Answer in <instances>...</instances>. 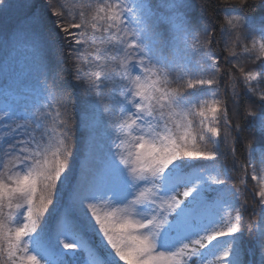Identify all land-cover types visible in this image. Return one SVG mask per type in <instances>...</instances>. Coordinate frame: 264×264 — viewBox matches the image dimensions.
<instances>
[{
	"label": "snow or ice",
	"instance_id": "6c2138e0",
	"mask_svg": "<svg viewBox=\"0 0 264 264\" xmlns=\"http://www.w3.org/2000/svg\"><path fill=\"white\" fill-rule=\"evenodd\" d=\"M252 3L217 0L229 48L242 46L224 62L249 64L234 79L262 106L245 111L254 141L230 118L240 91L231 109L215 99L213 17H194L208 0H23V21L0 32V264H248L236 183L248 178L264 254V16ZM21 53L29 67L12 75Z\"/></svg>",
	"mask_w": 264,
	"mask_h": 264
},
{
	"label": "trees",
	"instance_id": "16d2710c",
	"mask_svg": "<svg viewBox=\"0 0 264 264\" xmlns=\"http://www.w3.org/2000/svg\"><path fill=\"white\" fill-rule=\"evenodd\" d=\"M198 2V0H197ZM11 6L8 10L2 14H0V32H12L17 26L23 21L25 16L28 14V9L23 6V0H10ZM38 6L43 7L46 3V0H36ZM247 14L254 18H259L264 16V5H262L261 0H253L252 5L245 9ZM228 13L224 12L221 8L217 6V0H208V12L203 13L199 9L194 12V17L200 22V24L207 22V17H213V23L215 27L214 33V42L212 44L213 50L216 52L219 57V68H220V91L223 96V101L228 103L229 109H231V95L233 92V88L240 91V98L242 101V106L238 108V110L234 113H231L230 118L234 122H238L241 125L245 126V137L248 140H253L254 137L250 136L247 130V118L245 116L246 109L250 108L251 111L259 112L262 107L259 103H254L256 101V96H252L242 90L243 85L236 81L235 76L239 75V68L243 67L245 71L249 70V64L244 63L243 61L238 62L239 67H233L231 63H225L224 58L226 56H230L233 51L240 52L242 46H236L234 48H229L228 40L226 34L221 31V24L225 23L223 17ZM240 12H232L231 15H241ZM249 46H251L250 41L248 42ZM49 60L53 63H57L56 57L49 53ZM60 67L66 69V74L68 75L69 82L72 81V69L68 65L67 59H65L64 63L60 65ZM231 77V78H230ZM262 87V85H260ZM258 90V89H257ZM74 94L79 95V89H74ZM76 111H79V105L76 106ZM245 141H241L237 143L236 147L238 150V155L240 159L243 161L246 157V151L244 149ZM229 165L231 166V158H229ZM238 176V173H235V177ZM249 181V180H248ZM237 186L241 189V200L248 201L247 207L242 210L243 222L245 226V233L248 232V226L250 227L249 218L251 216L252 206L255 205L254 196L251 190V185L246 183V185H241L239 180L236 181ZM250 247L252 246L251 239H247ZM245 247V244H244ZM246 249V248H245ZM251 253V252H250ZM253 253L251 254V256ZM78 264H86V255L85 253L78 254Z\"/></svg>",
	"mask_w": 264,
	"mask_h": 264
},
{
	"label": "rangeland",
	"instance_id": "374dc122",
	"mask_svg": "<svg viewBox=\"0 0 264 264\" xmlns=\"http://www.w3.org/2000/svg\"><path fill=\"white\" fill-rule=\"evenodd\" d=\"M156 2H158V0H156ZM218 57V56H217ZM219 58V57H218ZM31 61V57L29 55H27L26 53H21L18 58L12 62L11 64V74L12 75H20L21 73L25 72L27 70V68L29 67ZM260 85H262V87H260ZM260 85H256L257 87V91L258 93L264 94V84H260ZM215 99L217 100H221L223 101V96L221 95V91H220V95H217L215 97ZM208 162H201L200 166H207ZM229 168H231V166L229 165ZM235 173L238 172H231L230 175H232L233 177H235ZM239 175V173H238ZM249 180V181H248ZM246 183L251 185V190L254 196V200H255V205L252 206L251 210V216L249 218V222L251 223L250 226L259 218L260 212H261V208L259 206V197L258 195H255L253 192V189H256V191L258 192L259 190V186L257 185V183L252 180L251 178H248L246 180ZM240 199H241V192H240ZM233 215H235V213H233ZM249 228V226H248ZM251 239L252 242V246L250 247L249 245V241L247 239ZM243 243L245 244L244 250H245V254H244V259L248 262V264H260V261L262 258H264V254L261 253L259 246L256 242L255 236L252 232H247V233H243ZM90 240L92 245H98L99 241L95 236H90ZM71 242V241H68ZM246 248V249H245ZM101 254H103V249H100ZM251 252V253H250ZM253 253V255L251 256V254ZM86 255V254H85ZM43 264V261H42Z\"/></svg>",
	"mask_w": 264,
	"mask_h": 264
}]
</instances>
